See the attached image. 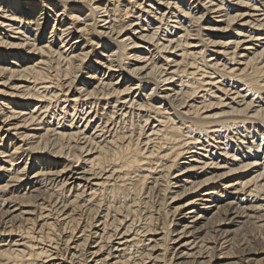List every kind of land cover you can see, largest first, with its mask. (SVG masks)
I'll return each instance as SVG.
<instances>
[{
	"label": "bare ground",
	"instance_id": "1",
	"mask_svg": "<svg viewBox=\"0 0 264 264\" xmlns=\"http://www.w3.org/2000/svg\"><path fill=\"white\" fill-rule=\"evenodd\" d=\"M58 1L60 7L55 9L52 0H0V235L17 234L24 240L22 246L18 240L0 244V264H89L92 255L102 256L95 260L98 264H159L160 260L174 264L170 242L187 234L195 237L190 222L208 214L211 216L205 217L208 222L204 224L207 235L201 239L196 235L192 241L199 253H207L208 261L216 256L218 244L220 256L236 253L232 250L243 235L230 244L229 230L217 229L227 220L232 223L231 215L243 217L247 211L253 212L245 215L246 223L264 237V0H233L234 12L228 0H190V5L186 0H150L144 6L126 0L124 7L122 0H108L114 2L112 8L95 0ZM253 11H261L260 16L254 17ZM208 14L225 19L216 21ZM101 17L103 20H95ZM204 18L208 23H202ZM107 19L116 38L95 27ZM238 19L239 25L249 30V40L244 39L247 44L238 40L243 36L240 28H234L233 42L213 40L210 33H204L231 30ZM89 20H95L94 25ZM223 22L225 26H216ZM81 37H85L83 44L93 41V51L101 40L110 42L105 45L108 48L114 43L108 49L113 53L99 62L112 73L105 77L104 70L103 76L97 77V66L85 72L95 80L91 85L87 77L77 83L82 62L90 57L81 47L77 54L72 49ZM145 40L154 42L157 51L144 61L147 64L132 68L130 59L145 57L135 52ZM253 41L258 45L254 47ZM231 45L232 52L228 50ZM210 46L223 49L208 54ZM223 54L230 55L225 62L220 61ZM230 62L235 65L228 67ZM142 70L147 74L140 77ZM132 79L137 80L131 83ZM174 83V98L159 93L160 86ZM145 87L160 95L158 104L152 101L153 95H133ZM214 107L220 109L211 112ZM14 119L20 122L11 127L9 122ZM250 121L253 125L247 126ZM256 121L263 123L262 128H256ZM4 126L8 127L5 132ZM12 128H25L19 135L27 148L6 139ZM249 135L258 136L260 142L244 146ZM234 143L236 151L230 145ZM199 145L203 152L192 154ZM51 146L46 155L37 153ZM210 146L222 150L218 153L226 158L225 165L211 162L215 153H208ZM25 154L23 164H15ZM51 155L64 156L59 169L53 170L57 161L52 162ZM30 159L31 168L27 169ZM182 159H188V165L181 167ZM258 159L262 170L241 180L233 192H229L228 183L224 187L225 182L217 184L232 172L257 165ZM84 160L83 166L74 165ZM193 161L203 164L198 166L201 170L208 164L225 169L193 173L192 181H188L191 175L181 178L180 191L172 193L173 174L178 172L180 177L181 172L195 170ZM13 182L19 184L11 185ZM202 187H207L200 194L207 197L201 198L206 202L201 207L194 199L183 204L185 208L190 205L186 214L196 213L189 215L192 221L186 216L187 223L179 227L175 218L180 207L167 209L168 195L174 200ZM12 203L15 211L20 206L19 215L36 213V209L38 213L25 221L19 219V224L14 218L7 220ZM31 204H35L32 210L23 208ZM179 229V237H172ZM6 237L1 236L0 242ZM218 237L229 245L217 244ZM116 239L117 245L111 246ZM210 241L217 245L210 247ZM90 243L98 244L92 250ZM59 259L62 263L53 261Z\"/></svg>",
	"mask_w": 264,
	"mask_h": 264
},
{
	"label": "rangeland",
	"instance_id": "2",
	"mask_svg": "<svg viewBox=\"0 0 264 264\" xmlns=\"http://www.w3.org/2000/svg\"><path fill=\"white\" fill-rule=\"evenodd\" d=\"M55 1V9L56 8H59L60 7V5L57 7V5H58V0H54ZM53 0H52V2H54ZM123 2H122V7H124L125 6V4H127V2L128 1H126V0H122ZM130 1H132V2H134V3H136V2H138V3H136V4H139V3H142L143 5L142 6H144V5H147V4H150V0H130ZM190 0H186V5H188V3H189V5L191 4V2H189ZM225 2L224 3H226V2H228V1H230V3L231 4H229L230 5V11H233L232 9H234L235 10V4H234V2L235 1H233V0H224ZM233 3H232V2ZM95 2H100V3H106V4H110V8H112V3H114V2H109L108 0H95ZM184 4V3H183ZM209 5V4H208ZM130 7L132 6V5H129ZM138 6V5H137ZM232 7V8H231ZM243 8H240L241 9V11H244L245 12V10L246 9H244V8H246V7H244V6H242ZM135 9V11H138L139 9L138 8H134ZM240 11V12H241ZM234 12V11H233ZM255 12V13H254ZM261 12V11H253L252 13H250V14H255V16L254 17H258V16H260V15H258L259 13ZM63 13V12H62ZM65 13V17H67L66 16V12H64ZM140 13V12H139ZM138 13V14H139ZM257 14V15H256ZM100 15H104V13L102 14H100ZM151 15H153V14H151ZM53 17H54V15H52ZM212 16V18L214 19V20H216V21H218L219 19H225V17H223V18H216V17H213L214 16V14H208V16L207 17H211ZM83 17H84V15H83ZM151 17V19L150 20H152V17L153 16H150ZM68 18V17H67ZM103 18L104 17H101V19H95V20H103ZM133 18V17H132ZM216 18V19H215ZM241 18V17H240ZM239 18V19H240ZM89 19H90V17H89ZM236 20L237 22L236 23H233L232 24V29L231 30H224L223 29V31H220V30H214L215 32H207V31H204V33L205 34H208V33H210V35L209 36H211V39H213V40H221V41H234L236 38H235V35H236V33H237V31H236V29H234V28H240V29H243V32H242V34L241 35H243V36H240V39H238V40H244V39H246V40H249L248 39V37H247V35H248V28H246V26H240L239 24H241V23H239L240 22V20H241V22H243V21H245V20H248L249 18L247 17V18H242V19H240V20ZM57 20H59V18L57 19ZM68 20V19H67ZM66 20V21H67ZM95 20H89V22L88 23H90L91 24V26L92 25H94V22H95ZM65 21V22H66ZM107 21V22H106ZM106 21H102V22H100L97 26H95L96 28H97V30L99 31V32H105L104 34L105 35H108V37L110 38V37H112V38H116L115 36L117 35V34H115V33H113V32H111V29L110 28H108L109 27V19H107ZM206 21V22H205ZM48 22H49V24L52 22V20L51 19H49L48 20ZM57 23H58V21H57ZM93 23V24H92ZM104 23V24H103ZM202 23H208V21L206 20V18H204L203 19V21H202ZM81 25V24H80ZM100 25H102V26H100ZM152 27H153V25H151ZM154 26H158V25H154ZM216 26H225L224 25V22H223V24L222 25H216ZM48 27V26H47ZM58 27H60V25H58ZM152 27H150V28H152ZM243 27V28H242ZM163 28L165 29V25H163ZM162 28V29H163ZM246 28V29H245ZM60 29V28H59ZM163 29V30H164ZM44 30L46 31V27L44 28ZM58 30V29H57ZM57 30L55 31V32H57ZM233 30H235V31H233ZM161 31L162 30H160L159 31V33H161ZM230 31V32H229ZM55 32H53L52 34H54ZM111 32V33H110ZM138 32H140V29H138ZM235 32V33H234ZM162 33H164V31L162 32ZM233 33V35L231 36L230 34H232ZM51 34V35H52ZM76 33H74V35H75ZM122 34H124L123 36L125 37L126 35H125V32L123 31L122 32ZM14 35H16V34H14ZM18 35V34H17ZM16 35V36H17ZM76 35H80V33H78V34H76ZM163 35V34H162ZM215 35V36H214ZM219 35V36H218ZM246 35V36H245ZM128 36H131V35H128ZM213 36V37H212ZM206 38H208V36H205ZM217 37V38H216ZM85 37H81L80 39H79V41L75 44V46H73V48L72 49H74L75 50V53L77 54V53H79L80 52V50H79V48L81 47V48H83L86 52H88L89 51V53H90V57L89 58H87L84 62H82V67H83V70L82 71H80L79 73H78V79H77V83H80L79 81H81V79H83L84 77H87V79L89 78V80H90V78H92V77H89V75L91 74V73H89V74H86L85 72H91V71H93L94 69H95V67L97 66V68L98 69H96V75H97V77L98 76H103V73L106 71V75H105V77H107L108 75H109V73H112V72H110V71H108V69H106L105 70V66L104 65H101V63H99L100 62V60H103L104 61V59H102V58H104V57H107V55H110V54H112L113 52L110 50V51H108V49H111V47L114 45V43H113V45H111L110 46V48H108V46H105V45H110V42L107 44V40L106 39H104V40H101V43L99 44V47L96 45L95 47H94V51H93V49H92V47H90V45L92 44V42L93 41H91L90 42V44L89 43H85V44H83V39H84ZM210 39V40H211ZM156 40V39H155ZM246 40H244L245 42H242L241 44H243V43H245V44H247L248 42H246ZM105 42V43H104ZM138 42H140V41H138ZM142 42V41H141ZM148 42V43H147ZM262 43L264 42V40H262L261 41ZM253 43H254V47L255 46H257L258 45V42L257 41H253ZM145 45V46H144ZM232 46L233 45H231L230 47H231V49H230V47H229V51H233L234 50V47L232 48ZM245 46V45H244ZM139 47H141V48H136L135 50V52H137V54H141V57H144L143 59H136V60H134L133 58L132 59H130L129 60V66H131L132 68H134V67H136V66H143L144 64H147L146 62L144 63V61H147L146 59H148L149 57H151L153 54H155L156 52L155 51H157V49H156V46H155V44H154V42H150L149 43V41H147V40H145V41H143V43H142V46H139ZM96 48V49H95ZM105 48V49H104ZM199 48H200V46H199ZM213 48V49H212ZM242 48V47H241ZM97 49H99V50H97ZM212 49V50H211ZM216 49H220V50H222L223 49V47H212V46H210V48H209V52H208V54H212V53H214V52H212V51H215ZM240 48H238L237 49V51L239 50ZM104 50V51H103ZM115 50H117V49H115ZM211 50V51H210ZM134 52V51H133ZM154 52V53H153ZM133 54V53H132ZM96 55L97 56H99V58L96 60ZM221 57H220V61H222V62H225L228 58H230V55L227 57V55L225 56L224 54L223 55H220ZM226 57V58H225ZM114 58H115V56H114ZM94 60H96V61H94ZM225 60V61H224ZM139 61H141V62H139ZM91 62H93V63H91ZM127 62V61H126ZM118 62H114V65H118L117 64ZM232 63H234V61L232 62ZM231 62L230 63H227V65H228V67L229 66H233V65H235V64H232ZM137 64V65H136ZM93 65V66H92ZM238 66V65H237ZM115 69L116 68H118L117 66H115L114 67ZM146 68H144V70H145ZM105 70V71H104ZM144 70H142L141 71V75H140V77H142V76H145L147 73H146V71H144ZM120 74V72H117V74H116V76H118ZM115 76V77H116ZM178 77H175L174 78V80H176ZM105 79H107V78H105ZM121 79H123L122 77H121ZM135 80H137V79H132V81H131V83L132 82H134ZM91 81V82H90ZM89 82H90V85H91V83L93 82V81H95V80H93V79H91ZM163 84V83H162ZM176 83H174V84H167V85H164V86H160L161 88L158 90L159 91V93L162 95V96H164V95H166L167 94V97L168 98H174V93L176 92V91H173L172 90V86L173 85H175ZM164 88H168V89H164ZM171 88V89H170ZM139 93H141L142 95H145L146 93H147V95H146V97L148 96V95H153L152 96V101H154L156 104H158L157 102H158V100L160 99V95L159 94H157L158 96H156V94H153L154 93V91L153 90H148L146 87H145V91H138V90H135L134 91V93H133V95H139ZM204 93V91L203 92H201L200 94H203ZM225 100H226V102H230V100L229 99H227L225 96L223 97ZM167 101H168V99H167ZM197 102V101H196ZM198 102H199V99H198ZM197 102V103H198ZM15 105H17V103L15 102ZM163 105H164V102H163ZM256 105V104H255ZM168 106V105H167ZM220 108H211V112H215V111H218ZM185 109L184 108H182L181 109V111H184ZM100 113H102V112H104L103 110H100L99 111ZM171 113H174L175 112V110H171L170 111ZM98 116V115H97ZM2 119H4V118H1V120ZM76 119H78L77 117H76ZM95 120L97 119V117H95L94 118ZM94 120V121H95ZM16 122H20V120H16V119H14V120H11L9 123H10V126L11 127H15V124H16ZM254 123H257V121L256 122H254ZM157 124V123H156ZM0 125H1V122H0ZM246 125L247 126H250V125H253V123L250 121V122H247L246 123ZM263 125V123H257L256 124V128H262L261 126ZM2 126H3V124H2ZM4 129H3V132H5V129H7L8 127L7 126H4L3 127ZM13 129V128H12ZM12 129H10V131L9 132H7L6 133V139H8V138H12L14 141V143L16 142L18 145L20 144L23 148H27L29 145H24L25 144V141L23 140H21L22 139V137L19 135V134H21V132L23 133L24 132V130H25V128H17V129H13V131H12ZM235 132V131H234ZM16 133V134H15ZM18 133V134H17ZM15 135H17V136H15ZM18 136H20V137H18ZM250 136V138H247L246 140H245V142L247 143H245V145L244 146H247L248 145V142H252V141H255V142H260V140H258V136H256L255 138H253L252 137V135H249ZM30 141L28 140V142L26 141V143H29ZM210 144V143H209ZM231 145V147H233L234 149V151H236V149H238V147H236L235 146V143L234 144H230ZM221 147H222V145H221ZM262 150L264 149V142H263V144H262ZM53 149V146H51V147H46L45 149H43V150H41V151H39V152H37L38 154H40V155H46L49 151H51ZM216 149V150H215ZM232 149V148H231ZM197 150V152H194V153H192V154H195V155H199V153L200 152H203V150H202V147L199 145V147H198V149H196ZM211 150V151H210ZM215 150V151H214ZM221 149H218V148H212L211 146L209 147V152L208 153H215V159H211L210 161L211 162H216V163H223V164H221V165H225L224 163H225V161H226V158L224 157V156H220V152H222V150L220 151ZM261 150V151H262ZM217 151V152H216ZM234 151H232V152H234ZM255 152H256V150H254ZM219 152V153H218ZM240 152V150H238V153ZM34 153V152H33ZM36 153V152H35ZM86 153H84L83 155H85ZM223 154V153H222ZM239 156V158H240V155H238ZM18 157V156H17ZM50 157V156H49ZM187 157V156H186ZM216 157H218V158H216ZM246 157V156H245ZM46 158V157H45ZM209 158H210V156H209ZM238 158V157H237ZM64 156H55V155H51V160H52V162H54V161H57V165H56V167L55 168H53V170H55V169H59L58 168V166H59V164H61L63 161H64ZM192 159H195V157H192ZM191 159V160H192ZM218 159V160H217ZM220 159V160H219ZM24 160H26V154L25 155H23L22 156V158H20V159H17V161L15 162V164H17L18 166L19 165H22L23 163L22 162H24ZM45 160V159H44ZM188 159H182V160H180V165H181V167L182 166H184V165H188V161H187ZM203 160H205V159H203ZM209 160V159H208ZM241 160H243V159H241ZM241 160H239V161H241ZM259 161H258V164L256 165V164H253V165H251V167H248V168H246L245 170L244 169H242V170H237V172L235 171V173L234 172H232L231 174H229L228 176H224L223 178H220V179H218L217 180V184H223L222 182H225V184L224 185H222L223 187L224 186H226V184L228 183L229 185H231L230 187H229V192H233L235 189H234V186H237L238 185V183L241 181V180H246V179H248V178H250V177H252L253 175H256V174H258L262 169H261V165L259 164L260 162H262L260 159H258ZM32 161V159H30L28 162V164H27V169H29V167L31 166V162ZM198 161V160H197ZM210 161H208L209 163H211ZM45 162V161H44ZM192 162V161H191ZM229 163L228 164H233L232 163V160H230L229 159V161H228ZM236 162H238V160L236 161ZM34 163V162H33ZM86 163L85 162V160L84 161H80V162H78V163H74V165H77V167H79V166H83L84 164ZM193 163L194 164H197L196 166V168H195V170H192L191 172H181L180 173V177L179 176H176V175H178L179 173L178 172H175L174 174H173V176H172V183H173V185H172V190H171V192L173 193V192H176V191H180L179 189H180V185H182L183 183H184V181H182L183 179L185 180V178H188L187 176H190L191 175V177L188 179V181H192L194 178H193V173H204V172H210V170H214L217 166H213V164H208V166H206V168L203 170H201L200 169V167L203 165L202 163H196V162H194L193 161ZM256 165V166H255ZM24 166V165H23ZM48 166H49V163H48ZM198 166H200V167H198ZM235 166H238V165H234L233 166V168L235 167ZM47 167V165H45V168ZM51 167H54V165L52 164L51 165ZM221 167V166H220ZM31 168V167H30ZM218 168H216V170H217ZM222 169L224 170L225 168H221V169H218L217 171H219V172H222ZM215 173H218V172H215ZM214 173V174H215ZM78 175H80V174H78ZM81 176V175H80ZM181 178H183V179H181ZM70 181H73V180H70ZM174 181H175V183H174ZM82 183H84V181L82 180ZM17 184H19V183H17V182H13V183H11V185H15V186H17ZM175 184V185H174ZM178 184H180V185H178ZM216 185V184H215ZM71 186V185H70ZM13 187V186H12ZM206 188L207 187H202V188H200V189H197V190H193V191H191L189 194H185L184 196L185 197H182V198H176V199H174V200H171L169 197H170V194L168 195V201H167V209H172V208H174L175 206L176 207H180L179 208V210H178V213H177V215H176V218H175V223L176 222H179L178 223V226L179 225H181V224H185V223H187V220H185L189 215L190 216H193V214H195V213H192V214H186L188 211H189V206L190 205H188V206H186L187 208H185L184 206H183V204H186L187 202H189L191 199H194L195 201L197 200V202L196 203H198V206H200L201 207V204L203 205V202H206L205 200H201V198L203 197V195H200L202 192H205V190H206ZM220 189H222L221 187H219L218 188V190H220ZM32 191V190H31ZM87 193H89V191H87ZM187 195V196H186ZM262 197V196H261ZM203 198H207V197H203ZM183 202V203H182ZM15 205V203H12L11 205H8V206H11V208H10V214H8V216H6L5 215V217H6V219L8 220L9 218H14V220L16 221V223H20L21 221H25L26 219L25 218H32V217H34L35 216V214L36 213H38L37 212V209H36V213L34 212H30L29 214L28 213H26V214H18L19 212H20V210H19V208H20V206H18L17 207V210L15 211L14 209L16 208V207H13ZM33 205H35V204H33ZM33 205L31 204V206L29 207V206H25V207H23V208H25L26 210H32L33 208H35V207H33ZM182 206V207H181ZM4 207H7V205H5ZM13 207V208H12ZM181 209V210H180ZM14 210V211H13ZM181 212V214L179 215V213ZM186 212V213H185ZM263 212V211H262ZM247 213H249V214H253V212H251V211H247L246 213H245V215L247 214ZM17 214V215H16ZM13 215H15L14 217H13ZM245 215L243 214V217H236V216H233V215H231L230 217H232L233 219H234V221L232 222V223H228L229 222V220H227L225 223L226 224H220V226L219 227H217V229H220L221 227H223V229L225 230H229V236H228V238H227V240L230 242V244L235 240V241H240L241 240V237H242V235H243V237H242V240H241V242L240 243H238V245H236L234 248H235V250L233 249L232 251H234V253L235 254H237V255H235V254H233V255H229V257H226V255H222L221 254V256L219 255V249H220V246H219V244L218 243H223V246L222 247H227L228 245H229V242L228 243H225V239H220L219 237H218V240H219V242H217V244L216 243H214L213 241H210V243H209V246L210 247H212V246H216L217 245V247H219V248H217V249H215V254H216V256H214L210 261H208V260H206V258L208 259V257H207V253L205 254V253H199V247H194L195 246V243H192V241H193V239L196 237V235H197V237L199 236L200 237V239L204 236V234L205 235H207L206 234V225H204L205 223H207L208 222V219H206L208 216H211V214H208V215H206L204 218H201V219H199V220H197V222H190V221H192V218L190 217H188V219L190 220H188L189 222H190V226L192 225V227L193 228H189V230H191L192 231V229H193V231L194 230H196V234H194L195 235V237H192V235L193 234H187V236L185 235V236H181L180 238H178V239H176V241L175 240H173V241H171L170 242V246L171 247H174V249H172V251L174 250V254H175V257H173V259H172V261L174 262V264H201L202 262H206L205 264H264V237H261L260 236V233L259 234H257L258 232H257V230L256 229H252L253 228V225H252V227H250L251 226V224L249 223V222H247L246 223V221H247V217H245ZM255 215V214H254ZM21 216V217H20ZM23 216V217H22ZM183 216H185V217H183ZM187 216V217H186ZM16 217V218H15ZM20 217V218H19ZM181 217V218H180ZM245 218V219H244ZM21 221H20V220ZM238 219H239V221H241V223L239 222L238 223ZM258 221V220H257ZM264 221V220H263ZM97 223V222H96ZM222 223H224V222H222ZM246 223V224H245ZM100 224V223H99ZM193 224H195V225H193ZM240 226H239V225ZM241 224H242V226L243 225H245V226H247V227H245V228H247V230H248V228H249V230H248V232H246V231H244V227H242L241 226ZM248 224V225H247ZM201 225V226H200ZM174 226H175V224H172V226H171V228H174ZM197 228H196V227ZM249 226V227H248ZM180 227V226H179ZM243 228V229H242ZM96 229H93V232L95 231ZM181 229H179L177 232H174V234L172 235V237H174V238H176L177 236L179 237V231H180ZM208 230V229H207ZM243 230V231H242ZM246 230V229H245ZM250 231H251V233H250ZM177 233V234H176ZM194 233V232H193ZM245 233V234H244ZM81 233L79 232V233H77V235L79 236ZM214 234L215 233H213V236H214ZM236 235V236H235ZM251 235H253L252 237H251ZM1 236H3V237H6L7 235H0V237ZM223 236H225V234L223 235ZM256 236V237H255ZM263 236V235H262ZM205 237V236H204ZM235 237V238H234ZM251 238V239H249V238ZM77 238V237H76ZM95 237L93 236V239H94ZM154 238H159V237H154ZM248 240H247V239ZM253 238V239H252ZM259 238V239H258ZM187 239V240H186ZM197 239H199V238H197ZM196 239V240H197ZM200 239L198 240V241H200ZM233 239V240H232ZM237 239V240H236ZM17 241V243H19L20 244V246H22L21 245V243L20 242H24V240L23 239H21V237L20 236H17V234L16 235H12V236H10V237H6V240L3 242H0V244L1 245H4V243H6V244H8V243H10V242H12V241ZM117 240H119V239H116L113 243H111V246L113 245V246H116L117 245ZM190 240H191V242H190ZM217 240V241H218ZM246 240V241H245ZM250 240V241H249ZM261 240V241H260ZM92 241V240H91ZM90 241V242H91ZM175 241V242H174ZM186 241V242H185ZM190 243V245H189V243ZM222 241V242H221ZM245 241V242H244ZM116 242V243H115ZM184 242H185V245H184ZM227 242V241H226ZM182 243V244H181ZM186 243H187V245H186ZM198 243V242H197ZM11 244H13V242L11 243ZM91 245V247H92V250H94L95 249V245L96 244H98V243H90ZM181 244V245H180ZM250 244V245H249ZM199 245H200V243H199ZM4 246H6V245H4ZM3 246V247H4ZM20 246H18V247H20ZM71 246H73V244H71ZM192 246L194 247V248H192ZM249 246V247H248ZM94 247V248H93ZM251 247V248H250ZM16 248H17V246H16ZM22 248V247H21ZM247 248V250H249V251H247V250H245V252L243 251L244 249H246ZM250 249H251V251H250ZM55 250V249H54ZM228 250V248H226L225 250H222L223 252H226ZM172 251H170L171 253H172ZM195 251V252H194ZM240 251H241V253H240ZM54 252V251H53ZM191 252H193V253H191ZM118 252L117 251H114V254H116V255H118L117 254ZM157 253H159V251H157V252H155V255H157ZM196 253V254H195ZM198 253V254H197ZM106 254V253H105ZM190 254V255H189ZM192 254H194V255H192ZM201 254V255H200ZM218 254V255H217ZM196 255V256H195ZM87 256H90V254H88ZM96 255H92V256H90L89 257V264H98L99 262H95V260L96 259H98V258H101L102 256H99V255H97L96 257H95ZM169 257H171V255L169 256ZM210 259V258H209ZM53 261H58V262H60V263H62L61 261L62 260H53ZM162 263H161V262ZM159 261V264L161 263V264H164L165 262H163L162 260H160ZM199 261V262H198ZM210 262V263H209ZM152 263V262H151ZM150 263V264H151Z\"/></svg>",
	"mask_w": 264,
	"mask_h": 264
}]
</instances>
